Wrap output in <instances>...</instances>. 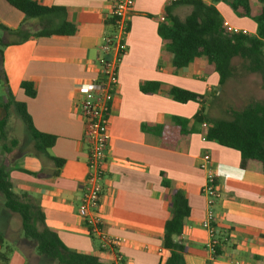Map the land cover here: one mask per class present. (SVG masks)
<instances>
[{"label": "crops", "instance_id": "1", "mask_svg": "<svg viewBox=\"0 0 264 264\" xmlns=\"http://www.w3.org/2000/svg\"><path fill=\"white\" fill-rule=\"evenodd\" d=\"M32 1L51 11L25 19L0 0V24L11 31L21 29L27 37L17 43V38L10 39L0 32L4 42H14L3 49V71L14 101L25 105L35 131L54 141L42 153L36 154L34 149L1 164L7 169L13 191L32 198L45 226L67 249L111 264L112 256L99 249L79 214L87 148L78 89L97 75L103 38L111 32L109 17L114 0ZM173 1L134 0L128 14L127 52L118 68V87L109 109V143L98 211L102 228L107 235L122 240L117 248L122 264H165L171 253L163 246L164 226L171 218V197L180 192L190 209L182 234L175 239L184 247V264H229L231 260L264 264L261 166L249 162L241 167L237 151L206 141L203 128L193 120L200 106L191 101L179 103L170 96L173 88L212 96L218 87L217 74L203 59L181 70L174 67L159 35L166 7ZM251 1L256 8L257 1ZM214 6L229 30L256 33L257 24L251 18L236 15L223 2ZM187 8L177 6L172 13L183 19ZM65 25L73 32L65 29L64 34L35 36L39 32H56ZM23 82L32 85L33 97L26 95ZM142 87L148 91L142 92ZM176 123L190 133L162 139L156 132L160 127H176ZM205 154L210 157L221 194L214 206L219 240L214 260L206 248L208 234L202 228L206 200L201 188L205 173L199 163ZM3 207L0 206V220L6 234L14 235L11 241L18 244L5 245L0 233V252L10 247L7 264H50L37 256L34 244L33 256L37 260H30L25 248L31 242L22 233L18 236L17 216H6Z\"/></svg>", "mask_w": 264, "mask_h": 264}, {"label": "trees", "instance_id": "2", "mask_svg": "<svg viewBox=\"0 0 264 264\" xmlns=\"http://www.w3.org/2000/svg\"><path fill=\"white\" fill-rule=\"evenodd\" d=\"M5 1L21 12L25 19L42 17L51 11L32 0ZM256 1L258 6L254 8L251 0H175L166 7L159 35L177 70L184 69L196 59H203L218 76L217 91L212 96L197 95L173 88L170 90L171 98L179 103L189 101L197 103L200 109L193 120L203 128V138L237 151L240 154L241 167H245L249 162H255L261 166L264 173V103L250 101L239 110L224 107L225 86L238 74L239 68L244 72L260 75L264 88V0ZM219 2L228 5L236 15L254 20L257 24L256 33L229 30L214 6ZM177 6H186L190 9L183 19L172 13L173 8ZM65 29L73 32L72 27L65 25L56 32H39L35 36L64 34ZM0 32L6 37L17 38V43L27 38L21 29L11 31L2 24ZM13 43H6L0 38V86L2 85L4 90V99L0 100V153L9 154L17 145L15 140L10 142V147L5 144L8 139L6 130L8 119L15 113L26 125L35 143L36 154H39L51 147L54 140L35 131L25 105L14 101L7 86L3 71V49ZM21 87L28 97L34 96L30 83L23 82ZM147 91L142 87V92ZM212 110H216L219 117L212 118L210 115ZM156 132L162 139L166 135L178 137L190 133L178 123L176 127H160ZM0 194L4 208L19 218L22 236L35 245L38 257L48 260L50 264H104L96 257L67 249L57 234L45 226L43 216L32 198L26 193L13 191L7 169L1 163ZM189 213L186 198L182 193L176 192L171 197V218L164 226L163 246L171 253L165 264H184V247L175 239L181 236ZM0 244H3L1 236ZM9 254V248L0 252V264H7Z\"/></svg>", "mask_w": 264, "mask_h": 264}, {"label": "built area", "instance_id": "3", "mask_svg": "<svg viewBox=\"0 0 264 264\" xmlns=\"http://www.w3.org/2000/svg\"><path fill=\"white\" fill-rule=\"evenodd\" d=\"M134 0H114L110 13L111 32L103 38L101 58L98 62L97 75L90 82L79 86L82 99L79 102V113L83 122V142L87 148V173L82 185L79 201V214L91 238L97 240L99 249L110 253L111 264H122V257L117 248L122 240L107 235L99 216V203L103 194L105 164L109 143L108 124L111 100L118 87V68L127 52L125 39L129 33L128 14ZM205 173L201 194L206 200V212L202 228L208 234L206 248L211 259L217 258L219 240L216 232L214 206L221 198L210 157L205 154L199 163ZM229 264H242L231 260Z\"/></svg>", "mask_w": 264, "mask_h": 264}, {"label": "rangeland", "instance_id": "4", "mask_svg": "<svg viewBox=\"0 0 264 264\" xmlns=\"http://www.w3.org/2000/svg\"><path fill=\"white\" fill-rule=\"evenodd\" d=\"M188 12L190 11L189 8H187ZM15 37H10V39H13ZM9 39V38H7ZM240 65V64H238ZM238 74L231 79L228 84L225 86L224 89V107H230L232 109H242L244 106H246L250 101H259L264 103V88H263V81L261 80L260 75L258 74H252L244 72L241 68L238 69ZM217 89L213 92H215ZM223 92V91H222ZM0 95H1V86H0ZM212 118L219 117V114L216 110H212L210 113ZM7 141L6 145L10 147V142L12 140H15L17 145L10 150V155L1 153L0 155V163H6L12 157L13 159L19 158L22 155L27 154L28 152L35 151V143L32 139L31 134L29 133L26 125L18 119L15 113H12L8 119L7 123ZM35 149V150H34ZM3 206V198L0 194V206ZM3 214L6 216L13 215L11 212H9L7 209L3 207ZM18 220V226L20 224L19 218ZM0 233L3 234L4 238V244L5 245H11L14 244L15 247L18 245L16 240H12L14 238L13 234H6L5 228H4V222L0 220ZM18 236H21L20 227L18 229ZM17 236V237H18ZM32 244L28 248H25L26 255L30 258L33 263H35V260H37L36 256H33V250H32ZM13 245H11L12 247ZM10 248V247H9ZM5 249V247L3 248ZM56 264V263H53Z\"/></svg>", "mask_w": 264, "mask_h": 264}]
</instances>
